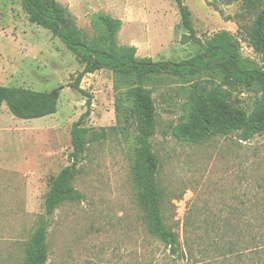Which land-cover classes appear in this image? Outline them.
Here are the masks:
<instances>
[{
	"label": "rangeland",
	"instance_id": "1",
	"mask_svg": "<svg viewBox=\"0 0 264 264\" xmlns=\"http://www.w3.org/2000/svg\"><path fill=\"white\" fill-rule=\"evenodd\" d=\"M56 2L75 36L93 50L110 48L101 21L109 17L115 21L118 54L134 48L136 58L179 62L203 51L181 41L187 30L174 0ZM184 4L204 43L226 33L237 42L242 67L264 70L263 56L247 36L253 15L239 16V2ZM85 64L52 31L29 21L22 0H0V85L54 91L58 99L56 113L43 118L19 119L6 105L0 109V264H24L31 234L47 220L46 264H190L170 254L148 230L128 94L140 84L139 77L106 67L84 74L80 88L91 95L87 107V95L70 86ZM220 75L221 69L214 68L193 76L147 74L141 81L155 104L156 130L150 141L158 160L161 215L182 248L189 243L199 249L193 256L199 264H264V131L247 141L238 133L201 143L172 135V128L186 118L189 103L202 93L196 84L217 83ZM225 89L229 101L247 112L261 95L257 81ZM87 110L81 126L90 133L105 129V136L87 144L74 166L72 186L82 196L60 203L47 215L53 180L72 164V124ZM215 231L224 234L220 246L242 254L235 262L232 257L214 260L210 244Z\"/></svg>",
	"mask_w": 264,
	"mask_h": 264
},
{
	"label": "trees",
	"instance_id": "2",
	"mask_svg": "<svg viewBox=\"0 0 264 264\" xmlns=\"http://www.w3.org/2000/svg\"><path fill=\"white\" fill-rule=\"evenodd\" d=\"M174 1L179 10L181 24L187 30L181 41L183 43L190 41L203 48L201 53L179 62L136 58L133 54L134 48L124 53H116L114 43L116 26L115 21L109 17H101V21L109 32L110 48L108 51L93 50L85 41L75 36L67 15L56 0H22V3L31 23L52 31L70 51L85 61L84 69L78 73L70 86L87 95V107L91 105V95L80 88L84 74L106 67L121 72L133 71L139 77L140 84L130 88L128 94L132 101L137 132L136 176L141 188V203L148 230L152 236L168 247L170 254L175 255V258H186L187 262L194 264L198 262L193 259L196 249L189 243L185 249L182 248L178 234L165 225L161 215V191L156 178L158 160L150 141L156 130L155 104L151 92L144 88L141 81L147 74L153 73L193 76L206 69L220 68L221 75L217 83L204 80L196 84L201 88L202 93L189 103L186 118L172 128V135L179 141L201 143L218 135L238 133L241 140L247 141L264 131V70L242 67L237 42L226 33H220L204 43L196 35L191 12L184 4V0ZM220 1L224 4L239 2L242 9L239 16L244 13L253 15L247 36L251 47L262 54L264 59V0ZM256 81L260 83L261 95L252 111L247 112L243 107L229 101L225 87L234 85L249 87ZM57 103L58 99L54 91L43 92L0 85V109L3 104L6 105L15 118L31 120L52 115L57 111ZM89 113L90 111L87 110L72 124L70 130L72 151L69 154L72 164L64 167L53 180L45 204L47 215H51L60 203L82 196L72 186L76 172L74 166L83 157L87 144L104 138L106 133L105 129L90 133L89 128L81 126L83 118ZM48 226V220L44 221L31 234L24 264H46ZM235 234L240 236V233ZM243 235L245 237L244 232ZM223 238V233L214 232L213 242L210 244V250L216 251L213 258L215 261L225 262L232 257L235 262L242 254L239 255L240 253L233 247L220 246L218 241H222ZM250 238L254 236L250 235Z\"/></svg>",
	"mask_w": 264,
	"mask_h": 264
},
{
	"label": "crops",
	"instance_id": "3",
	"mask_svg": "<svg viewBox=\"0 0 264 264\" xmlns=\"http://www.w3.org/2000/svg\"><path fill=\"white\" fill-rule=\"evenodd\" d=\"M2 107H3V105H2ZM43 118V117H42Z\"/></svg>",
	"mask_w": 264,
	"mask_h": 264
}]
</instances>
